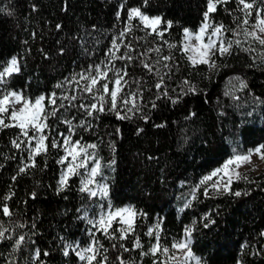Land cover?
Segmentation results:
<instances>
[{
    "label": "trees",
    "instance_id": "trees-1",
    "mask_svg": "<svg viewBox=\"0 0 264 264\" xmlns=\"http://www.w3.org/2000/svg\"><path fill=\"white\" fill-rule=\"evenodd\" d=\"M207 5L208 0H149L147 5L144 0H0V68L12 57L20 68L3 90L19 91L32 100L54 92L57 106L64 104L46 121L47 151L31 160L34 144L29 145L20 129L0 128V231L5 232L0 264H77L72 250L64 255L65 247L74 241L86 245L92 239L99 241V260L108 258L104 264H120V259L125 264H163L149 252L156 242L149 227L158 222L161 246L171 245L191 228V250L204 264H264V169L242 173L247 180H234L229 193L209 189L205 196L203 186L196 189L204 176L233 154V148L245 152L264 144V46L253 39L233 44L230 54L212 57L214 68L194 66L181 50L184 29L200 25ZM131 8L161 17L159 27L167 29L163 36L146 29L138 18L129 25ZM209 16L233 29L242 16L239 0L217 5ZM129 26L115 56L124 55L128 51L124 44L130 43L131 54L137 57L131 62L108 55L113 39L119 43L120 33ZM149 48L160 49L143 57L153 64L152 72L142 66L139 55ZM163 56L171 59L164 61ZM95 65L110 69V87L116 70L127 72L125 95L141 93L136 98L140 111L129 113L131 119L119 120L110 111L88 116L79 107L96 102L82 91L85 81L79 78ZM160 76L168 96L161 95L164 88L155 87ZM185 80L196 91L180 96L187 91ZM241 80L246 87H240ZM73 95L75 101L62 99ZM177 96L179 102L172 103ZM44 103L51 111L52 105ZM65 120L75 126L72 139L97 145L93 150L107 175L111 204H131L137 213L134 231L126 239H119L115 222L107 233L90 230L83 212L94 214L97 199L80 190L78 175L60 187L61 134L69 135ZM5 123L13 124L7 116ZM14 139L21 143L19 149L12 144ZM52 140L61 147H51ZM33 162L35 166L20 172ZM237 191L242 195L231 194ZM4 205L11 215L3 214ZM205 214L215 223L205 227ZM21 236L23 241L16 245ZM137 239L140 247H135Z\"/></svg>",
    "mask_w": 264,
    "mask_h": 264
},
{
    "label": "snow or ice",
    "instance_id": "snow-or-ice-1",
    "mask_svg": "<svg viewBox=\"0 0 264 264\" xmlns=\"http://www.w3.org/2000/svg\"><path fill=\"white\" fill-rule=\"evenodd\" d=\"M227 0H208L207 5V11L204 12V23L201 25L198 32H191L189 29H184V39L185 43L183 44V48L181 49L186 54L191 52V55H188L189 61L195 66L197 64H207L210 68L216 67L215 60L212 59V57L218 52L220 55L230 54V49L232 48L233 44L240 45L241 41L239 39L236 40H225L223 38L222 33L224 31H227V29L224 28L223 25H214L211 24L210 21V13H214L217 10V5L226 3ZM264 2V0H262ZM149 3V0H144V4L147 5ZM239 4L242 5L241 11L244 12V19L242 21L241 25H238V27L247 26L249 25V16H252L253 9L255 5V0H252V2H246V0H239ZM123 7V5H122ZM120 13H117V16L119 17ZM134 18H138L144 25L146 29H151L152 33H155L159 36H163V31H166L167 29H164L163 31L160 29V24L163 23L161 17L155 16L150 17L143 13L140 8H131L128 10V21L129 25L131 21ZM168 26L171 27L172 22H167ZM59 28L60 25H57ZM211 29L210 34L207 36V42L204 41L205 33L208 32V30ZM251 29L249 30L247 27H244V36L245 38L251 37L253 40H256L259 42L260 45L264 46V9L256 7L255 8V23L251 25ZM131 31V27H126L121 33H120V42L118 43L116 39H113L112 41V48L109 49L108 55L115 58V59H126L127 61L131 62L133 59L137 58L134 57L131 54L132 51V45L130 43L124 44V47L128 49L127 52H125L124 55L116 57L115 53L120 50V46L123 43V38L126 33ZM234 35L239 36L238 32H234ZM195 38L196 44H192L189 41L192 38ZM215 37V39H213ZM169 48L175 47V45H168ZM248 50V49H245ZM160 52L159 48H149L147 51L140 53V62L142 66L147 69L149 72L154 71V67L152 63H149L147 60L143 59V57H147L148 53L150 52ZM162 59L164 61H168L171 59L170 56H163ZM159 60H157L155 63L159 64ZM111 63V60L108 62ZM165 68H169L170 65L165 64ZM110 69L101 68L100 65L89 66V69L86 74H79L80 80H84L85 84L81 86L82 91L85 93H88L92 96V99L96 102L90 103V104H80L79 107L84 109L88 116H93L97 112H115L117 119L119 120H125V119H131L132 117L129 115V113L139 112L140 106L137 103L136 98L141 95L139 91L137 92H131L125 95L124 90L126 85H128V81L125 79L127 76V72H121L120 70H116L118 73L114 79L111 81V87L109 85L108 81V71ZM20 71L18 60L16 57H12L8 62L7 66H3L0 68V85L6 84L8 78L13 74ZM157 71V75H159V71ZM76 77H73V80H75ZM239 79V78H237ZM79 81H77L78 83ZM67 83H71V81H67ZM165 78L163 76H160L159 81L156 83L155 87L157 90H160L164 88ZM183 84L185 85L187 91L182 90L180 93V96L187 94V92L195 93L196 89L194 86L190 84L189 81L185 80L183 81ZM57 87H62V85H57ZM240 87L244 88L246 87V84L241 80L240 81ZM230 94V93H226ZM161 95L168 96V91L166 88L161 92ZM180 96H177V98L172 99L169 97V99H172V103H178ZM106 97L109 99L106 100ZM63 100L68 101H75L77 99L76 96H64L62 98ZM45 100H47L48 105H52L51 111H49L45 105ZM110 103V107H106L107 104ZM129 105H131L129 107ZM71 106V105H70ZM59 108H63L64 104L60 103L57 106V97L56 93H52L49 97H45L43 95L36 97L35 100H32L30 98H27L23 96L20 92L14 91V90H8L5 89L2 92H0V128H7V127H18L20 129L21 135L27 138V142L29 145L32 141H35V147L30 149L29 153V159L31 160L34 156L46 152L48 145L45 143V141L48 139L46 135H44V130L49 127V125L46 123L49 116H56L57 110ZM153 107H155V104H153ZM121 108L124 109L123 114L121 113ZM7 115V118L11 121H13V124L5 123V116ZM194 115V114H193ZM147 117H145L146 119ZM63 123L68 125L69 135L64 136L61 134V137L63 139V146L65 148L66 157L71 156L72 161H78L79 163H76L75 165L72 163H69L67 171L62 174L61 180H60V187L63 188L66 185L67 178L69 174H77L76 169L77 168H86L87 167V161L92 160V166L90 169V172L88 173V176L85 180L82 181L83 187L80 189L82 192H88L91 196H96L98 194L97 190H93L89 188L90 184L95 183V177L100 173V161L98 159H94L91 155L87 153V149H95L97 147L96 144H89L86 146L81 145L80 141H73L72 140V133L74 131V125L72 121L65 120ZM85 121L81 120L80 125L84 126ZM90 127V125H88ZM157 127H163V125H157ZM29 131L33 133V135H29ZM119 131V129H117ZM12 144L16 148L21 147V143H19L16 139L12 141ZM51 147L57 148L61 147L60 144H58L55 140H52ZM233 154L224 161V163L219 167L214 169L211 173L204 176L198 185H196V189H199L203 186V192L205 196L209 195V189L211 188L213 191L219 193V192H225L229 193L231 192V184L234 180L239 179H245L247 180L246 175H242L238 169L246 164H251V157L256 154L259 156L261 160H264V144H260L255 148H250L246 152H240L236 148H233ZM66 157H62L59 163H64ZM114 163V161H113ZM35 166L34 162L29 165L26 164L24 167L20 168V172L23 173L26 168ZM214 177H218V179L213 180ZM15 179V177L13 178ZM211 182V183H210ZM99 193L103 196L108 195V185L102 184L99 185ZM235 196L242 195L241 192L237 191L234 193H231ZM33 196H35V193H33ZM192 198L195 199V189L192 193ZM7 199V197H5ZM190 204H186L185 207H189ZM3 214L8 216L11 215L10 210L7 205L3 206ZM125 214H127V218L125 219ZM137 215V213L131 208H122V209H116L115 211H111L107 214V219L101 218L99 221L101 225L102 231L105 233L108 232V228L111 227V222L113 220H116L119 218L120 222L122 224H126L127 228H121L119 229L120 237L119 239H126L127 233L134 231V218ZM205 219L208 220V223L205 224V227H208L211 224H214L215 221L208 218V214H205ZM23 225H21L22 227ZM159 228L160 223L158 222L155 226L156 232V243L152 246L151 249H149V252L152 255H156L158 252H163L167 257L168 261H174L177 260V257L175 253H170V249L167 247H161L160 245V238H159ZM192 229L186 228L185 233L187 236V239L174 242L171 245L172 249L182 251L183 252V260L184 264H187L188 260L195 261V264H201V259L197 257L191 250L190 244H191V234ZM149 235H153V229H149L148 232ZM264 235V233H261ZM5 237V232L0 231V239H3ZM114 238V237H110ZM24 237H20L16 241V245H20L23 241ZM99 244V241H94L93 244H90L88 248L83 249L82 251H77V255L80 257L81 260H86L88 264H92L93 261H96V264H104V262L107 261V256L103 258V261H97L96 257L99 254L98 250L96 248V245ZM71 247L66 246L64 255H68V248ZM115 247V245H114ZM123 247V245H121ZM135 247H140L139 240L137 239ZM125 251H128L127 248L124 249ZM104 251H107L106 249ZM85 253H91V255H85ZM143 255H147L148 253H142ZM37 255H39V252H37ZM47 255V253H45ZM117 259H120L119 257ZM168 261L163 262V264H168ZM120 264H125V262L120 259ZM155 264V262H154Z\"/></svg>",
    "mask_w": 264,
    "mask_h": 264
},
{
    "label": "rangeland",
    "instance_id": "rangeland-1",
    "mask_svg": "<svg viewBox=\"0 0 264 264\" xmlns=\"http://www.w3.org/2000/svg\"><path fill=\"white\" fill-rule=\"evenodd\" d=\"M256 7H259V8H262V9H264V2H262V3H255V5H254V9H253V14H252V16H249L248 17V19H249V25H247V26H242V27H238V25H241L242 24V21H243V19H244V12L243 11H241V17L239 18V20H238V22H236V24H235V27L233 28V29H231V30H228V31H224L223 33H222V35H223V38L225 39V40H236V39H239L240 41H243V40H246V39H252L251 37H247V38H245V36H244V27H247L249 30H252L251 29V25H253L254 23H255V8ZM241 8H242V5H240V10H241ZM144 13V12H143ZM146 14V13H145ZM146 15H148V14H146ZM148 16H150V17H155V16H158V15H148ZM211 24H214V25H221V24H219V23H215L214 21H212L211 19H210V21H209ZM142 23V22H141ZM204 23V19H203V21L200 23V25L195 29V30H191V29H189L191 32H193V33H195V32H198L199 31V29H200V27H201V25ZM143 24V23H142ZM210 32H211V29H209L208 30V32L207 33H205V36H204V41L205 42H207V36H208V34H210ZM234 32H238L239 33V36H237V35H234ZM213 39H215V37H213ZM190 43H192V44H196L197 42H196V40H195V38L193 37L190 41H189ZM185 43V39H184V36H183V44ZM183 44H182V47H183ZM192 53L191 52H189V53H187L186 55H187V57H188V55H191ZM216 54H218V55H220L218 52L216 53ZM11 59V58H10ZM9 59V60H10ZM213 59V58H212ZM8 60V61H9ZM7 61V62H8ZM216 63V62H215ZM4 66H7V63L4 65ZM3 91V87H2V85H0V92H2ZM17 92H19V91H17ZM39 96H41V95H39ZM39 96H37V97H39ZM33 100H35V98L33 99ZM7 116V115H6ZM6 116H5V118H6ZM11 121V120H10ZM12 123H13V121H11ZM29 133H31V135H33V133L31 132V131H29ZM44 135H46V129L44 130V133H43ZM73 141H77V140H74V139H72ZM79 141V140H78ZM81 142V141H80ZM32 144H34L33 145V148L35 147V141H32ZM81 145H83V146H86V145H89V144H87V143H83V142H81ZM260 145V144H259ZM62 146H63V142H62ZM258 145H256V146H254V147H252V148H255V147H257ZM250 149V148H249ZM248 150V149H247ZM246 150V151H247ZM245 151V152H246ZM87 153L89 154V155H91L94 159H98L99 161H100V159H99V157H97L96 155H95V152H94V150L93 149H91V148H88L87 149ZM232 155V154H231ZM230 155V156H231ZM230 156H228L226 159H228ZM62 157H66V152H65V148H64V146H63V155L61 156V158ZM61 158H60V160H61ZM225 159V160H226ZM224 160V161H225ZM224 161L218 166V167H216V168H219L223 163H224ZM251 164H246V165H243L242 167H240L239 169H238V171L242 174V173H244V172H248V171H253V172H256V171H259V170H262V169H264V160H261L260 158H259V156L258 155H256V154H254L252 157H251ZM69 163H72V164H76V163H79V160L78 161H72V158H71V156H67L66 157V159H65V162L64 163H61V173H60V180H61V176H62V174H64L66 171H67V168H68V165H69ZM91 166H92V160L90 159V160H88L87 161V167L86 168H77L76 169V172H77V174H69L68 175V178L69 177H71V176H73V175H78L79 176V178H80V186H81V188L83 187V184H82V181L83 180H85L86 178H87V176H88V173L90 172V169H91ZM216 168H214V169H216ZM213 169V170H214ZM212 170V171H213ZM211 171V172H212ZM210 172V173H211ZM68 178H67V180H68ZM216 179H218V177H214L213 178V180H216ZM59 180V181H60ZM211 183V182H210ZM102 184H107L108 185V183H107V175L105 174V173H102V171H101V164H100V173L95 177V183H93V184H90L89 185V188H91V189H93V190H97V192H98V194L95 196L96 197V199H97V201L95 202V209H94V211H95V213L94 214H91V213H89V210H85L84 212H83V214H84V216L87 218V221L89 222V224H90V227H91V231L92 232H96V231H98V230H100L101 229V225H100V223H99V221L101 220V218L103 217V218H105V219H107V214L109 213V212H111V211H115L116 209H122V208H128V207H131L133 210H134V208H133V206L131 205V204H124V205H121V206H113L112 204H111V202H110V199H109V196L107 195L106 197L105 196H103V195H101L100 193H99V185H102ZM210 190L211 191H213L211 188H210ZM215 192V191H214ZM135 211V210H134ZM136 217V216H135ZM127 218V214H125V219ZM135 219V218H134ZM115 222V224H116V228H117V230H119V229H121V228H127V225L126 224H122L121 222H120V220H119V218H117L116 220H113L112 222H111V226H112V224ZM155 224L154 225H152V226H150L149 227V229H153V232H156V229H155ZM110 228L111 227H109L108 228V231L110 230ZM100 231H102V230H100ZM102 232H104V231H102ZM105 233V232H104ZM190 238H191V236H190ZM185 239H187V236H186V233H185V231H184V233H183V235H182V237L179 239V240H177V241H181V240H185ZM177 241H174V242H177ZM173 242V243H174ZM94 243V241H93V239L92 240H90V242L89 243H87L86 245H80L77 241H74V242H71V243H69V244H67V246H71V247H69L68 248V250L70 249V250H72V252H74L75 254L77 253V251H82L83 249H86V248H88L89 247V245L90 244H93ZM156 243V242H155ZM154 243V244H155ZM172 243V244H173ZM153 244V245H154ZM171 244V245H172ZM171 245H169V246H161L162 248L163 247H167V248H169L170 249V253H175V255H176V257H177V260H174V261H168V257L161 251V252H158L157 253V256H158V258L160 259V261H162V263L163 262H165V261H168V263H174V264H184V260H183V252L182 251H178V250H175V249H172L171 248ZM96 248H97V250H98V253H100V251H99V249H98V247L96 246ZM77 255V254H76ZM85 255H91V253H85ZM196 255V254H195ZM197 257H199L198 255H196ZM77 258H78V262H77V264H88V262L86 261V260H81L80 259V257L77 255ZM96 260L97 261H100L99 260V254L97 255V257H96ZM92 264H96V261H93L92 262ZM187 264H195V261H193V260H188L187 261ZM201 264H204L203 262H202V260H201ZM239 264V263H238Z\"/></svg>",
    "mask_w": 264,
    "mask_h": 264
}]
</instances>
